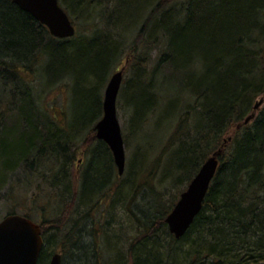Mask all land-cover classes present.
<instances>
[{
	"label": "trees",
	"instance_id": "trees-1",
	"mask_svg": "<svg viewBox=\"0 0 264 264\" xmlns=\"http://www.w3.org/2000/svg\"><path fill=\"white\" fill-rule=\"evenodd\" d=\"M64 1L84 9L99 2ZM154 1L145 0L139 18L147 17L126 61L135 73L127 90L138 93L132 122L157 110L156 101L152 103L153 97L159 98L155 79L171 70L184 82L190 104L176 113V128L165 146L171 152L166 174H172L166 176L184 184L183 192L202 164L223 147L203 208L181 238L166 222L178 193L166 201L148 178L127 175L117 186L120 173L113 153L96 135V123L103 116L102 90L123 55L119 50L124 39H110L106 33L56 37L13 0H0V80L7 91H0V186L19 168L30 174L26 177L41 179L33 192L27 188L31 182H25L17 186L24 194L12 193L16 205L31 201L33 211L23 215L36 221L33 213L39 212L44 246L38 264H47L52 249L64 248L71 240L66 228L75 227L76 213L82 212L78 220L89 217L110 195L113 202L121 199L129 206V215L138 222L137 235L128 238L127 252L121 256L128 264H264V105L245 123L255 99L264 95V0H160L146 13ZM103 9L107 11L106 5ZM116 12L97 13L98 19L103 23L112 16L119 31ZM154 50L157 65L149 74ZM45 88L69 92V114L66 108L42 106L38 95ZM231 129L234 134L226 137ZM80 146L90 157L74 191L70 167ZM157 161L160 164L161 158ZM140 192L150 199L142 213L128 204ZM49 211L58 215L50 219ZM83 255V264H109L114 256L109 254L108 260L106 254L102 263L95 262L88 249Z\"/></svg>",
	"mask_w": 264,
	"mask_h": 264
},
{
	"label": "rangeland",
	"instance_id": "rangeland-1",
	"mask_svg": "<svg viewBox=\"0 0 264 264\" xmlns=\"http://www.w3.org/2000/svg\"><path fill=\"white\" fill-rule=\"evenodd\" d=\"M59 1L62 7L67 11L77 28V35L75 36H79V34L81 33L80 36H82V34H94L102 37V35L104 36V33H106L110 39L119 40V38L121 37L125 41V43H123L122 45V48L120 47L119 50L123 52V55L114 66L112 65L114 68L109 71V76L102 90L104 99L105 90L112 74L125 66L122 84L118 93L117 110L125 140L126 166L124 173L118 174L120 175V178L117 179L116 185H120L122 181L125 180V178L123 177L126 175V179H134V177L136 179L148 178L149 181L154 183V186L162 192L163 199L167 201L175 193H178V196L176 197L178 199L182 190L185 188V185L178 184L177 182H175L176 180L171 179L170 176H166L172 174H166V170L168 169L170 163L171 152L168 149L165 150V146L167 145L169 136L176 128V113L180 112L184 108H187L188 104H190L187 102L189 101V93L184 87V82H180L177 77L170 74L171 70L168 71L166 76L158 74L155 79L154 89L157 97L159 98H157L156 100V97H153L152 99V103H155L156 101L157 110L155 112H152L153 114H149L146 112L142 117L138 119L137 122H132L133 119L131 111L134 107H136V102H134V99H137L136 97L138 93L136 91L130 93V91L127 90L132 86L130 82L133 77H135V73L130 68L129 63H126V61L127 58H131V50L133 49L132 45L139 39V29L141 27V24L147 17V14H145V16L140 21L139 17L144 11L145 0H97L99 2L96 3L95 6H89L85 9L84 7H82V5H76L75 7L76 3L74 4L72 2H69V4H67V2H65L64 0ZM159 1L160 0H155L154 3L150 5V9L147 8L148 10L146 11V13H149L150 10L159 3ZM178 1L182 2L183 0ZM241 1L242 0H240V2ZM105 5L107 8L106 12L103 9ZM116 11H118L120 15L118 18L119 21L117 22L118 27H120L119 31L115 28L112 16L109 20H105V22L102 23L98 19L97 15V13H117ZM123 13L128 14L124 15ZM133 25L135 26L131 28V26ZM140 51L145 53L144 49H141ZM157 54L158 50H154L150 54L151 59L149 60L146 71L149 74H151V72L157 65ZM46 60L47 58L43 56V58L41 59V64L45 65ZM38 73L39 71L35 70V78L33 83L36 85L39 84V80L37 78V75H39ZM40 77L42 81L43 75H41V71ZM4 84L5 81L0 80L1 92H7L4 90ZM62 88L66 89L65 86H63ZM61 90L62 89L49 90V88H45L41 91L39 90V94H41V96L38 95V99L42 98V106L47 110L51 105H54L58 108V110H63L64 108H66V112L69 114V112L71 111L69 100L70 94L69 92L63 93ZM129 97L133 98V102L132 100L131 102L129 101ZM263 97L264 95L258 96L255 99L254 103H257ZM66 104L68 107L66 106ZM58 110H56L58 116H61V113ZM146 115L147 120L143 121V118ZM232 134H234V129H231L226 137H229ZM89 157L90 151H88L84 146H80L70 167V170H72V172L74 173L75 178L73 189L74 191L79 190L81 181L78 177L84 171L83 169L86 167ZM159 158H161V163L156 165ZM153 167L155 171H153ZM116 168V170L118 171L117 165ZM177 174L181 175V173ZM25 175L30 174H25L22 171V168H19L17 169V171L9 173V178L7 179V181H3L1 183L0 221L6 215H8L9 212L15 209L17 210V212H20L19 214L22 215L23 212L33 211L31 201L26 204L16 205V202L13 200L14 195H12V193L16 194L20 192L24 194L22 186L21 188L17 186L25 182H31L30 184H28L27 188L30 192H33L34 189H37V185L41 183V179L39 180L38 178L39 176H31L28 178ZM146 197H148V195H144L140 192L138 194V197L135 198V201H130V203L128 204L135 211L142 213V210L148 208L150 205V199H147ZM175 201L177 200L175 199ZM128 207L129 206L121 204V199L113 202L110 195L109 197L103 199V203L99 205L98 209L90 212L89 217L86 216L85 218L78 220V217L82 212L77 211L80 214L76 213V215H74V219H77L76 223H73L75 227L70 224V226L66 228V230L69 231L67 233H71V240L64 248L58 246L56 250L53 251L52 249V252L47 256V259H51V256L54 254V252H59L62 254V264H83L82 258L83 256H85L83 255V251L88 249L92 254V257H94L95 262L98 261L105 263L104 260L106 254L108 257L109 254L113 253V261H109V264H128L129 261H124L127 257L121 256H125V252H127L128 238L132 240L137 235L135 228H137L138 226V222L136 221V219L129 215ZM78 209L83 211L84 206H79ZM150 212H152V210ZM33 214L36 222L40 223L39 212H34ZM47 215L49 216L47 217L51 219L58 215V212L54 213L52 211H49ZM66 220L67 219H64V223ZM60 228L64 229L65 225H61ZM78 247L81 248L78 249ZM49 251H51V249ZM119 251L122 252L120 255L118 254ZM108 260H111V258L108 257Z\"/></svg>",
	"mask_w": 264,
	"mask_h": 264
},
{
	"label": "water",
	"instance_id": "water-1",
	"mask_svg": "<svg viewBox=\"0 0 264 264\" xmlns=\"http://www.w3.org/2000/svg\"><path fill=\"white\" fill-rule=\"evenodd\" d=\"M13 2L47 26L52 35L68 38L76 34V26L59 0H13ZM124 70L125 67H122L112 74L105 90L103 116L95 126L97 137L110 147L120 174L125 171L126 150L118 117L117 99ZM263 103L264 97L255 104L254 111L245 118V123L255 118L257 109ZM222 153L223 147L202 164L167 215L169 231L176 238L185 235L202 210ZM43 246L41 225L32 218L12 213L0 221V264H38ZM49 264H62V255L55 253Z\"/></svg>",
	"mask_w": 264,
	"mask_h": 264
},
{
	"label": "flooded vegetation",
	"instance_id": "flooded-vegetation-1",
	"mask_svg": "<svg viewBox=\"0 0 264 264\" xmlns=\"http://www.w3.org/2000/svg\"><path fill=\"white\" fill-rule=\"evenodd\" d=\"M1 105H4V106H5V103L2 102ZM54 254H55V253H54ZM54 254H53V255H54ZM60 254H61V253H60ZM53 255L51 256V258L53 257ZM61 255H62V254H61ZM50 261H51V259L48 260L47 264H49Z\"/></svg>",
	"mask_w": 264,
	"mask_h": 264
}]
</instances>
